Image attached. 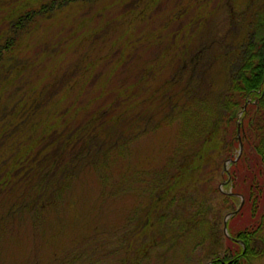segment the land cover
Here are the masks:
<instances>
[{
  "label": "rangeland",
  "instance_id": "rangeland-1",
  "mask_svg": "<svg viewBox=\"0 0 264 264\" xmlns=\"http://www.w3.org/2000/svg\"><path fill=\"white\" fill-rule=\"evenodd\" d=\"M48 1L0 0V16L4 18L6 14H11L18 9L17 6H39L41 2ZM89 1L82 4L81 1L72 2L67 5L72 7L53 13L50 20L35 25L31 39L29 36L23 39L27 42L24 43L25 51L16 60L18 64L22 62L26 65L27 68L22 70L24 76L16 69L19 75L14 76L10 85L11 79L5 85L13 89L4 92L3 96L17 93L23 82L33 83L37 74L44 86L48 79L41 69L46 67L58 73L59 77L66 78L69 97L75 98L78 105L85 104L94 96L100 97V103L107 102L108 95L101 97L97 93L108 73V69L103 67V56L108 53L109 44L124 32L130 19L127 11L131 9L140 18L147 17L145 21L135 19L133 28L138 33L133 38L152 46L157 36L153 32L159 34V31L165 30L164 34L159 35H166L169 41L166 42L163 37L159 47L168 48L173 42V51L168 49L170 53L181 50L187 42L188 51L199 53V68L207 65L206 69L203 68L206 70V81L201 91L216 95L215 92L223 85L228 63L225 58L234 57L238 42L254 39L252 24L257 23L264 14V0ZM5 28L8 30L7 26ZM65 42L66 45L58 47L61 58L56 61L46 58L40 64L34 63L44 56L41 55L43 51L53 53L52 49H57L58 43ZM116 55L110 61V66ZM155 56L154 49L138 50L133 61H130L131 71L137 74L144 66L142 64ZM30 60L33 65L27 66ZM90 62L95 64V70L90 71L94 72L93 76L87 72ZM186 63L190 64L189 57ZM177 69L175 65L173 72ZM129 71L127 67H121L117 76ZM6 76L7 73L0 77L3 79ZM117 78L106 80L103 88L104 92L107 91L105 94L113 95L109 91L119 87ZM124 78L119 77L120 82H124ZM67 103L72 109L70 101ZM249 103L250 100L245 108ZM216 115L214 106L209 103L203 107L194 106L190 112L172 118L169 123L164 122L163 114L154 112L151 121H145L150 124L147 123V127L139 133H133L129 123H121L118 132H122L123 136L119 143L111 147L108 155L102 148L99 149V159L91 165L79 160L80 163L83 161V168L77 176L59 184L57 196L50 198V206L42 209L36 228L32 224V215L26 213L6 224L5 229H0V264H211L213 257H222L223 250L227 248V232L223 230V222L232 209H237L243 203V197L237 195L239 192L235 190H246L244 175L249 174L251 167L257 163L252 155H246L245 166L249 170L245 171L244 165L237 169V186L229 191L233 192L230 197L234 195L237 199H226L221 214L219 195H213V190L226 161H222L221 166L216 162L206 169L207 173L204 171L211 176V181L200 190L206 193L198 214L202 216L190 228L185 220L200 204L189 200L185 203L182 200L184 197L156 192L158 180L179 167L171 164L175 148L183 143L178 144L179 141L182 139L183 146H189L193 139L201 137L204 130L215 126L218 122ZM240 115L242 112H239ZM238 152L239 156L245 153L241 144ZM220 190L229 193L224 185ZM199 196L194 194L192 197H197L201 202L202 194ZM152 199L156 203H150L149 226L145 229L147 234L142 232L132 239L130 237V246L121 235L134 229L138 217L145 214L147 204ZM260 208L264 211L262 205ZM261 213V210L257 212L254 221L248 213H244L238 218L229 217L227 222L231 220L235 228L248 224L250 227L255 225ZM261 241L264 243V232L256 242L259 248ZM127 247L129 251L125 250ZM251 264H264V254Z\"/></svg>",
  "mask_w": 264,
  "mask_h": 264
},
{
  "label": "trees",
  "instance_id": "trees-1",
  "mask_svg": "<svg viewBox=\"0 0 264 264\" xmlns=\"http://www.w3.org/2000/svg\"><path fill=\"white\" fill-rule=\"evenodd\" d=\"M77 1H81V4L90 2L49 0L41 2L39 6H17L18 9L11 14H6L4 18L0 16V74L7 73L5 78L0 77V229H5L6 224L26 213L32 215V224L36 228L42 209L50 206V198L57 196L55 194L58 193L59 184L77 176L83 168V161L87 165L95 163L101 153L99 149L102 148L105 155H108L111 147L119 143L123 136L122 132H118L121 123H129L132 132L139 133L147 127L148 122L145 121L150 122L154 112L157 115L163 114L164 122L169 123L172 118L190 112L194 106L203 107L204 104L211 103L218 122L213 128L210 126L204 130L201 137L193 139L187 147L183 146L182 139L179 141L178 144L183 143L178 149L175 148L171 161V164L179 167L158 180L156 192L184 197L182 200L185 203L189 200L200 204L185 220L190 228L202 216L198 214L205 202L206 193H201L200 190L211 181V176L204 171L216 162L221 166L223 162L230 161L227 171L219 173L213 190V195H219L221 214L225 209L222 204H225L226 199H237L234 195L230 197L233 192L229 191L237 186V169L244 165V170H249L245 166L248 159L246 155H252L257 163L251 167L249 174L244 175L246 190H235L239 192L237 195L243 197V203L237 209H232L231 213L237 211L232 216L234 218L248 213L252 220L256 219L258 211L261 210L262 213L255 225L250 227L248 224L235 228L232 227L231 220L228 221V236L225 237L227 248L223 250L222 257L217 255L211 262L251 264L264 254V243L261 241L260 248L256 246L264 232V211L260 208L261 205L264 207V14L257 23L252 24L254 39L238 42L234 57L225 58L228 63L225 62L226 66L224 64L223 85L215 92L216 95L211 96L212 92L201 91V86L206 81L204 69L207 65L204 67L203 64L199 68V53L192 54L188 51L187 42L181 50L170 53L168 49L173 51V42L168 48L159 47L166 36L159 34H164L165 30L159 31V34L153 32L157 36L152 46L133 38L138 33L133 28L135 19L145 21L147 17L140 18L131 9L127 11L130 19L124 32L109 44L110 49L103 56V67L108 69V73L103 82L98 84L100 87L97 93L101 97L108 95L107 102L100 103V97L94 96L85 104L78 105L75 98L69 97L66 78L59 77L58 73L46 67L41 69L48 79L44 86L37 74L33 83L23 82L24 85L17 93L3 96L4 92L13 89L7 86L13 82L14 76L18 72L23 75L22 70L27 68L22 62H16L25 51L27 42L23 39L29 36L30 40L35 25L47 22L53 13L72 7L67 5ZM5 26L8 30H5ZM165 40L169 41L168 37ZM22 44L24 46L20 51ZM66 44L67 42L58 43L57 49H52L53 53L43 51L41 55L44 56L34 63L40 64L46 58H54L56 61L61 58L58 47ZM143 48L154 49L156 56L142 64L144 66L136 74L131 71L130 61ZM115 55L114 63L110 66ZM188 57L189 65L186 63ZM31 63V60L28 61L27 66ZM94 65L91 62L87 64L88 74L94 69ZM175 65L178 69L173 72ZM121 67H127L130 71L117 76ZM16 69H19L18 72ZM9 74L11 76L8 78ZM90 74L93 76L94 72ZM116 77L119 87L109 91L113 95L105 94L107 91L104 92L103 88L106 80ZM119 77H125V81L120 82ZM10 79L12 81L5 86ZM248 100L250 103L244 109ZM67 101H70L72 109ZM189 105L192 106L191 109ZM239 112L242 115L239 116ZM239 144L245 150L240 156ZM79 160L83 161L80 163ZM223 185L228 188L229 193L220 190ZM194 194H202L201 202L197 197H192ZM153 200L148 202L145 214L138 217L134 229L121 235L130 246L133 236H139L142 232L147 234L145 229L149 226L150 203H156ZM125 250L130 249L127 247Z\"/></svg>",
  "mask_w": 264,
  "mask_h": 264
},
{
  "label": "water",
  "instance_id": "water-1",
  "mask_svg": "<svg viewBox=\"0 0 264 264\" xmlns=\"http://www.w3.org/2000/svg\"><path fill=\"white\" fill-rule=\"evenodd\" d=\"M244 109H245V106H244ZM234 214V213H233ZM232 216V214H229L228 216H226V218L224 219V222H223V230L224 232H226V222L228 220V218Z\"/></svg>",
  "mask_w": 264,
  "mask_h": 264
}]
</instances>
